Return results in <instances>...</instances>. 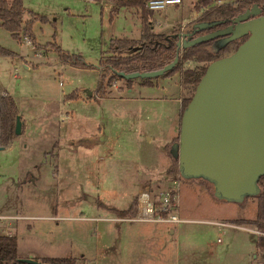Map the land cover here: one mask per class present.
Wrapping results in <instances>:
<instances>
[{
	"label": "rangeland",
	"instance_id": "rangeland-1",
	"mask_svg": "<svg viewBox=\"0 0 264 264\" xmlns=\"http://www.w3.org/2000/svg\"><path fill=\"white\" fill-rule=\"evenodd\" d=\"M22 2L44 21L33 24L30 47L24 46L26 38L19 42L0 28V47L21 61L0 55L4 87L0 99L12 97L23 125L20 137L13 135L11 141L0 143L5 148L0 151V215L23 217L17 229L18 260L33 255L76 258L77 264H116L104 250L108 223L100 221L118 216L104 205L127 208L158 185L179 143L175 141L182 107L179 110L177 100L182 104L192 88L173 76L156 80L159 87L139 86L143 80H133L130 93L122 79L108 88V100L101 99L97 95L100 61L113 40L140 38L136 15L122 10L112 20L111 8L94 0ZM197 3L186 0L179 7H169L158 16L168 25L156 30L166 32L176 22L183 25L196 14ZM228 40L218 38L215 47ZM53 44L82 56L92 68L61 63L50 47ZM154 98L171 102L149 100ZM178 177L181 214L189 222L180 228L181 239L172 241L173 264L179 249L181 264H264V250L251 241L250 233L218 231L213 225L222 220H255L257 200L250 198L243 204L219 200L212 184L184 179L179 167L166 181ZM167 182L161 191L167 189ZM140 187L143 191L137 196Z\"/></svg>",
	"mask_w": 264,
	"mask_h": 264
},
{
	"label": "water",
	"instance_id": "water-1",
	"mask_svg": "<svg viewBox=\"0 0 264 264\" xmlns=\"http://www.w3.org/2000/svg\"><path fill=\"white\" fill-rule=\"evenodd\" d=\"M217 25L200 23L191 32L182 31L178 54L163 69L118 75L126 81L164 77L179 64L183 48L221 37L235 41L248 36L234 53L207 67L182 114L173 154L182 177L208 180L219 200L241 203L258 193L264 177V5H254L225 29L195 37ZM88 97L93 93L88 92ZM14 133L21 134L18 116ZM4 149L0 145V151ZM19 262L45 264L32 258Z\"/></svg>",
	"mask_w": 264,
	"mask_h": 264
},
{
	"label": "trees",
	"instance_id": "trees-1",
	"mask_svg": "<svg viewBox=\"0 0 264 264\" xmlns=\"http://www.w3.org/2000/svg\"><path fill=\"white\" fill-rule=\"evenodd\" d=\"M183 1L181 0V2ZM148 2L149 0H117L115 6L111 9L112 20L124 9L130 10L131 13L136 15L141 22V36L139 39L123 38L113 40L109 51L103 54V58L100 61L102 72L97 87V95L101 99L107 96L108 88L115 81L123 79L118 75L119 72L146 73L158 71L172 63L178 54L177 43L179 42V34L182 32L181 29H174L171 33L156 32L154 26L157 23L156 17L158 13L147 8ZM256 4L263 6L264 0H236L231 3L224 2L223 0H198L195 12L201 15L189 23L185 31H193L194 26L200 23H218L217 26L206 32L225 28L237 16ZM26 15L29 16L27 20L25 19ZM38 19L40 17L24 8L22 0H0V28L9 33L14 40L28 38L34 43L32 26ZM40 20L44 21V19ZM206 32H199L195 37L203 35ZM247 39L248 37L236 41H227L224 46L218 48L215 47L216 40H212L196 46L183 48L180 51L179 64L167 73L164 78H170L179 74L183 85L192 88L191 96L182 102V114L192 100L196 87L204 76L209 64L231 55ZM50 47L64 64L77 69L92 68L85 63L82 56L70 54L58 45L53 44ZM0 55L10 57L12 56V52L0 47ZM188 63H196L198 67H186ZM142 85L153 87L154 83L153 80L148 79L143 80ZM127 86L132 88V81H127ZM69 98L75 99L76 97L69 96ZM0 106V143H7L11 141L13 135L15 136L14 129L17 109L10 97L1 98ZM178 141L179 137L175 142L177 143ZM172 160L177 162V159L173 155ZM178 167L177 164H173L168 169L167 176L174 175ZM183 178L186 180H201L210 183L208 180L202 178ZM160 195L161 193L155 195L156 197L153 196L158 209H160ZM250 198L257 200L258 208L256 219L253 221L237 220L236 223L241 225L264 224V177L258 182V193L246 198L239 204H243ZM139 199V197L135 198L127 210L116 211L117 215L124 218L136 217ZM257 248L260 251L264 250V239H259ZM77 262L78 260L76 258H50L42 260V263L45 264H77ZM0 264H25L18 260L16 237L0 235Z\"/></svg>",
	"mask_w": 264,
	"mask_h": 264
},
{
	"label": "crops",
	"instance_id": "crops-1",
	"mask_svg": "<svg viewBox=\"0 0 264 264\" xmlns=\"http://www.w3.org/2000/svg\"><path fill=\"white\" fill-rule=\"evenodd\" d=\"M94 1H97L102 7L103 6H109L112 9V7L114 6L111 3L112 0H94ZM184 1H186V0H184ZM223 1L231 3V1L235 2L236 0H231V1L230 0H223ZM181 4L175 5V6L179 7V6H181ZM124 10H126L127 14H129V12H131L130 10H127V9H124ZM167 10L158 12L157 17L161 16L162 13H166ZM195 13L196 14H194V16L189 17L187 19L185 18L186 20L184 21L183 25L176 22V24H172L171 25L172 28L168 29L166 32H158L156 30L159 27H163V26L168 25L167 24L168 22L166 20L162 21L158 17V19L156 21L157 23L154 26V30L158 33H171L174 29L179 27V28H181V31H185L186 26L189 23L193 22L194 18L200 14L197 12H195ZM20 41L21 40H19V42ZM14 54L15 53H12V56H10V58L13 60H16V61H20L19 59L15 58L13 56ZM17 55L18 54H16V56ZM25 68H27V67H25ZM100 75H101V73H100ZM177 76H180V75L178 74L173 78H176ZM160 78H164V77H160ZM160 78L152 79L154 86L157 85V87H159V83L156 80H160ZM139 86H143L142 83H140ZM133 87L134 86H132L131 89L128 88L131 90L130 93H132ZM0 89H4V87H2L0 85ZM9 97L12 99L11 96H9ZM108 97H109V93L107 94V97L104 98L103 100H108ZM149 100H160V102H168V101L171 102V100L167 99V98L166 99L154 98V99H149ZM149 100H145V101H149ZM177 101L179 103V110H180L182 107V104H181L182 100H177ZM22 127H23V125H21V134L20 135H22ZM20 135L18 137H20ZM15 137H17V136L15 135ZM172 164H173V160L170 157V163H169L168 168L166 169L165 175L163 177H160L162 179L158 178V180L156 181L158 183V185H156V187L154 189H150L149 193L152 196L158 195L160 192L163 191V190L161 191V189H162L163 185H165V183L167 182L166 181L167 178H169L167 176V171L172 166ZM33 183H35V182H33ZM167 184H168L167 185V187H168L170 184V181L167 182ZM142 189L143 188L140 187L139 194L137 196H139L140 193L143 191ZM102 205H104V204H102ZM130 205H131V203H129L127 208H123V209L117 208L115 206L111 207V206H106V205H104V207L107 208L108 210H110V212L112 214L117 215L116 211L127 210L130 207ZM179 215H180V217H182L181 205H180ZM0 216L13 217L12 215H0ZM14 216L19 217V215H17V214ZM118 218H124V217H120V216L115 217L114 216V218H104V221H100V222L108 223V230H109L108 231V243L106 242V245L104 246V250H107V254L110 253V261H113L111 263L117 264L119 262L120 264H169L170 261L172 262V264L174 263V247H172V241L174 239H176V241H179L181 239L182 231L180 230V228L182 227V225L175 226V228H173V227L169 228L167 224L137 223V222H132V221H115L114 220V219H118ZM26 219L29 220L30 218L27 217ZM124 219H126V218H124ZM22 220H18V221H14V222H7V223H5V222L0 223V232L3 229H7L11 236H14L17 238V234H18L17 229L20 228V226H18V225ZM223 221H229V220H222V221H217V222H223ZM229 222H231V221H229ZM232 222L235 223V219H232ZM135 225H137V226L135 227ZM138 225H142V227H139ZM217 229H218V231L231 230L230 228H222V229L217 228ZM232 230H235V229H232ZM250 235H251V241L257 246L259 239L255 235H252V234H250ZM219 242H221V240H219ZM29 258H32L33 260L38 261V262H42V260H45V259H50V258H45V257L38 259V258H35L33 255H31ZM59 258H62V257H59ZM176 262H177V264L182 263L180 249H179V251H177Z\"/></svg>",
	"mask_w": 264,
	"mask_h": 264
},
{
	"label": "built area",
	"instance_id": "built-area-1",
	"mask_svg": "<svg viewBox=\"0 0 264 264\" xmlns=\"http://www.w3.org/2000/svg\"><path fill=\"white\" fill-rule=\"evenodd\" d=\"M181 0H149L147 8L154 12H161L167 10L170 6L180 5ZM221 4V3H220ZM25 47L32 46L29 39H25ZM59 59V57H58ZM60 60V59H59ZM61 62V61H60ZM63 63V62H61ZM64 64V63H63ZM180 173V172H179ZM181 175V174H180ZM180 187L181 179H171L170 184L166 190L161 192L160 195V209L157 208L155 200L150 193L142 194L139 199L138 213L133 218H118L115 221H132L137 223H157L167 224L172 226H180L188 223V220L183 219L179 215L180 211ZM22 217H3L0 216V223L9 221L22 220ZM219 229L230 228L246 231L252 235H255L258 239H264V224L257 223L253 225H241L229 221L215 222L213 223ZM2 236L11 237L7 229H3L0 232Z\"/></svg>",
	"mask_w": 264,
	"mask_h": 264
},
{
	"label": "flooded vegetation",
	"instance_id": "flooded-vegetation-1",
	"mask_svg": "<svg viewBox=\"0 0 264 264\" xmlns=\"http://www.w3.org/2000/svg\"><path fill=\"white\" fill-rule=\"evenodd\" d=\"M231 25V23L228 25V26H230ZM227 26V27H228ZM236 26V25H235ZM227 27H225V28H227ZM225 28H222V29H225ZM218 30H221V29H218ZM218 30H213V31H209V32H206V31H208V30H206V31H204V32H206L205 34H208V33H211V32H214V31H218ZM205 34H203V35H205ZM201 36V35H200ZM245 37H248V36H245ZM245 37H243V38H245ZM243 38H241V39H243ZM218 39V38H217ZM217 39H215V40H217ZM240 40V39H239ZM236 41V40H235Z\"/></svg>",
	"mask_w": 264,
	"mask_h": 264
}]
</instances>
